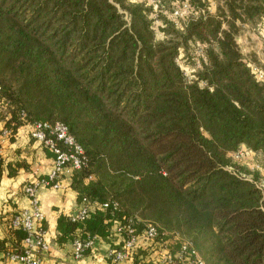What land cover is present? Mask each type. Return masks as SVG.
<instances>
[{"label": "trees", "instance_id": "1", "mask_svg": "<svg viewBox=\"0 0 264 264\" xmlns=\"http://www.w3.org/2000/svg\"><path fill=\"white\" fill-rule=\"evenodd\" d=\"M178 1L207 9V0ZM156 3L0 0L3 129L13 140L27 126L34 141L32 124L58 121L83 150L69 187L88 213L59 214L57 244L95 236L120 249L128 234L115 228L130 225L128 264H165L163 245L173 254L184 243L205 264H264V80L234 40L236 21L264 19V0H217L181 28L161 11L171 0ZM196 42L206 59L187 79L177 57ZM15 213L4 221V255L27 236L10 226Z\"/></svg>", "mask_w": 264, "mask_h": 264}, {"label": "built area", "instance_id": "2", "mask_svg": "<svg viewBox=\"0 0 264 264\" xmlns=\"http://www.w3.org/2000/svg\"><path fill=\"white\" fill-rule=\"evenodd\" d=\"M189 7L187 2L183 4ZM175 15L181 16L178 11ZM256 70V71H255ZM253 73L258 72L260 77H264V71L256 67H251ZM255 71V72H254ZM256 74V73H255ZM254 74V75H255ZM24 115V113H22ZM8 135V130L3 129L1 136ZM30 136L40 144L47 147L53 154V164L51 170L46 175H39L33 181L27 182L22 187L23 194L28 198L27 207L17 211L10 219L12 228H20L27 233L23 239V248L19 253H9L5 257L9 261L19 264H40V253L48 249L46 239V229L42 227L44 213L40 206L38 190L41 187L60 189L61 175L69 172L70 169H79L85 162V157L81 146L75 142L69 134L67 127L58 121L55 122H36L31 125ZM244 156L243 150L234 153V158ZM88 207L86 200L83 199L78 205L77 210L72 213L73 220H82L87 216ZM123 229L127 231V238L124 240L120 249L107 248L105 257L106 264H120L128 258L131 249L137 241V237L130 225L126 227L117 226L115 232L119 233ZM145 235L153 237L156 235L155 227L150 223L146 224ZM98 238L88 237L86 240L75 238L71 242V255L75 260L83 257L86 248L94 249ZM161 263L165 264H205L194 249H190L188 243H184L181 248L171 254L163 245Z\"/></svg>", "mask_w": 264, "mask_h": 264}, {"label": "crops", "instance_id": "3", "mask_svg": "<svg viewBox=\"0 0 264 264\" xmlns=\"http://www.w3.org/2000/svg\"><path fill=\"white\" fill-rule=\"evenodd\" d=\"M29 127H20L13 140H8L0 133V154L2 165L0 172V238H7L4 221L10 213H15L28 206L29 200L23 194L25 183L33 181L39 175H46L52 168L53 157L38 141L29 137ZM3 122L0 121V131ZM19 163L20 167L13 174L11 168ZM69 172L61 179L62 187L53 189L41 187L38 198L45 215L48 249L40 253V264H106L107 244L98 241L90 254L75 260L71 255V243L57 244L53 239L56 234V218L59 214H72L77 210L76 193L69 187ZM0 264H19L6 259L0 252ZM122 264H128L123 262Z\"/></svg>", "mask_w": 264, "mask_h": 264}, {"label": "rangeland", "instance_id": "4", "mask_svg": "<svg viewBox=\"0 0 264 264\" xmlns=\"http://www.w3.org/2000/svg\"><path fill=\"white\" fill-rule=\"evenodd\" d=\"M148 4H152L153 8L156 9V0H144ZM185 1L171 0L173 3L172 10L163 9L161 10L167 19L174 22L177 28H181L189 17H193L204 13L203 10H208V12L213 13L216 8L217 0H207V9L195 10L189 2V7H185ZM178 11L181 16L175 15L174 12ZM151 16L154 17L153 26L155 29V34L158 39L162 38V32L158 30V26L161 24L156 18V13H152ZM236 28L238 29L235 34V44L242 57L246 60L250 67H256L257 70L260 69L264 71V52H263V42H264V19L258 21L256 24H252L246 21L238 22L236 21ZM222 28H226L225 23L221 25ZM206 44L196 42L190 50V55L186 57L183 51L177 57V63L180 65L184 76L187 79L194 78L195 73L200 69V63L202 60L206 59ZM256 71V70H255ZM254 71V72H255ZM256 73V74H255ZM255 77L257 80L262 81L264 77H260L258 72H255Z\"/></svg>", "mask_w": 264, "mask_h": 264}]
</instances>
